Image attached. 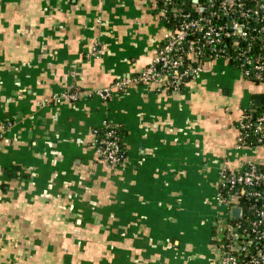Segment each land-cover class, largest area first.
Returning a JSON list of instances; mask_svg holds the SVG:
<instances>
[{"label":"crops","instance_id":"crops-1","mask_svg":"<svg viewBox=\"0 0 264 264\" xmlns=\"http://www.w3.org/2000/svg\"><path fill=\"white\" fill-rule=\"evenodd\" d=\"M169 31L159 0H0V264H219V173L264 166V145H237L264 82L221 58L180 92L93 94ZM107 119L125 130L123 167L92 145Z\"/></svg>","mask_w":264,"mask_h":264},{"label":"built area","instance_id":"built-area-1","mask_svg":"<svg viewBox=\"0 0 264 264\" xmlns=\"http://www.w3.org/2000/svg\"><path fill=\"white\" fill-rule=\"evenodd\" d=\"M162 1L164 16L171 14L177 22L169 26L170 31L155 47L151 61L140 72L126 74L109 86L94 90L93 94L110 99L134 84L156 85L167 92H180L197 74L207 70L213 60L234 59V53L232 57L227 54L229 46H233L234 51L239 41L255 37L249 24L251 17L255 21L264 20V3L258 9H251L243 8L241 0ZM258 32L264 35V25ZM210 49L215 55L211 54V60L205 61ZM248 49L240 52L239 57L250 62ZM255 68L260 70L262 66ZM243 73L248 78L250 71ZM255 77H261L259 71ZM80 95V91H67L58 97L75 100ZM239 122L238 147L264 145H247L244 137L249 129L264 136V114L253 117L243 109ZM11 125V121H0V139ZM117 125L105 120L101 125L106 128L104 136L99 137L94 129L92 140L99 157L115 168L128 163L126 145L116 130ZM217 184V201L227 208V214L216 223L214 236L219 264H264V168L252 161L238 170L223 166ZM235 208H241L240 216H233Z\"/></svg>","mask_w":264,"mask_h":264},{"label":"trees","instance_id":"trees-1","mask_svg":"<svg viewBox=\"0 0 264 264\" xmlns=\"http://www.w3.org/2000/svg\"><path fill=\"white\" fill-rule=\"evenodd\" d=\"M160 1V5L164 7V2L162 0ZM193 2V0H192ZM242 7L251 8V9H258L260 4L264 3V0H241ZM243 7V8H244ZM261 11V9H260ZM263 11V10H262ZM237 14H234V17H236ZM254 17L250 18L249 24L251 25V33L255 36L254 38H249L246 40L239 41L238 45H234V51L232 50V47L229 46L228 49V56L232 57L231 54L234 53V59L230 58L229 63L232 64L234 67L241 69L242 71H250L248 79H251L252 81L256 83H263L264 82V35L258 32V29L264 25L263 21H255L253 19ZM164 21L166 22L167 26L175 25L177 22V19H174L171 14H166L164 16ZM254 27H258V29H253ZM251 45V46H250ZM250 47V48H249ZM249 48V49H248ZM249 50V57L251 58L250 62H247L244 60V58L239 57V53L243 50ZM215 55V52H213L211 49L207 52L205 56V61L211 60L210 55ZM257 65H261L262 69L257 70L255 67ZM260 72L261 77L257 78L255 77L256 72ZM245 113L252 114L253 117L259 116L264 114V101L261 104H252L250 107L245 108ZM240 128V122L238 121V129ZM94 129L98 132V136L102 138L105 134L106 128H103L101 126H97ZM116 130L120 137H122V141H124V135L125 130L122 126L119 124L116 126ZM245 137V144L247 145H260L264 143V136H262L261 133H256L253 129H249L244 133ZM124 146H125V142ZM126 147V146H125ZM261 168H264V166H260ZM214 234H216V229L214 230Z\"/></svg>","mask_w":264,"mask_h":264},{"label":"rangeland","instance_id":"rangeland-1","mask_svg":"<svg viewBox=\"0 0 264 264\" xmlns=\"http://www.w3.org/2000/svg\"><path fill=\"white\" fill-rule=\"evenodd\" d=\"M200 213L203 214V211H201ZM226 214H227V208H226V207L223 206V207L219 208V210H218V215H219L220 217H224ZM200 216H201V215H200ZM212 226H213V225H212ZM213 235L215 236L214 233H211V232H210V239H211V241H212V244L214 243V241H213ZM214 255H215V259H217V256H218L217 252H214Z\"/></svg>","mask_w":264,"mask_h":264},{"label":"water","instance_id":"water-1","mask_svg":"<svg viewBox=\"0 0 264 264\" xmlns=\"http://www.w3.org/2000/svg\"><path fill=\"white\" fill-rule=\"evenodd\" d=\"M258 101H262V100L260 98H258L256 100V102H258ZM240 214H241V208H235L233 211V216L237 217V216H240Z\"/></svg>","mask_w":264,"mask_h":264}]
</instances>
